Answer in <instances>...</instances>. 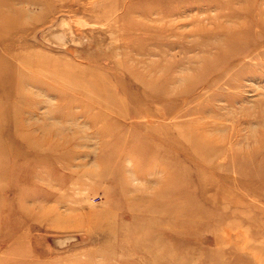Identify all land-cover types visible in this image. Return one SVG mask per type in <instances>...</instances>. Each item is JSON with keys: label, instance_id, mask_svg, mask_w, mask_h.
<instances>
[{"label": "rangeland", "instance_id": "374dc122", "mask_svg": "<svg viewBox=\"0 0 264 264\" xmlns=\"http://www.w3.org/2000/svg\"><path fill=\"white\" fill-rule=\"evenodd\" d=\"M256 1L0 0V264H264Z\"/></svg>", "mask_w": 264, "mask_h": 264}, {"label": "bare ground", "instance_id": "6f19581e", "mask_svg": "<svg viewBox=\"0 0 264 264\" xmlns=\"http://www.w3.org/2000/svg\"><path fill=\"white\" fill-rule=\"evenodd\" d=\"M252 1H255V2H257L256 0H252ZM248 2V1H247ZM244 12H246L245 10H244ZM259 13H258V17H257V20L255 21V23H256V25L257 26H259L260 28H264V9L262 10H259L258 11ZM0 22L1 23H4V19H1L0 20ZM236 42V41H235ZM233 40L230 42V43H232V46L233 45H235V44H237V42L235 43ZM244 45H245V43H244ZM241 46L240 48H238L239 49V51L240 52H237L236 54H234L233 56H236L237 55V57H242V56H244L246 53V50L248 49V46L245 48V46ZM231 46V45H230ZM256 45L254 44V46H253V48L255 47ZM257 47V46H256ZM252 47H250V49H251ZM229 54V53H228ZM231 54V53H230ZM225 55V54H224ZM226 57H227V53H226ZM225 57V58H226ZM229 57V56H228ZM226 60V59H225ZM24 63H25V65H24V67L26 68V69H28V71L30 70V71H32V69L34 70V72H41L40 71V69L42 68V66H40L39 65V62H36V63H33V62H30L29 61V59H24ZM222 63V62H221ZM55 80H57V79H55ZM37 80L36 81H33V84L34 85H36L37 83ZM53 83V82H52ZM48 84H50L49 82H47V85ZM248 151V150H247ZM205 154V153H204ZM253 158V157H252ZM263 160V159H262ZM244 164V163H243ZM242 164V165H243ZM261 165V164H260ZM264 165V164H263ZM242 171V170H241ZM240 171V172H241ZM258 171V170H257ZM256 171V172H257ZM254 172V171H253ZM239 173V172H238ZM254 176V175H253ZM27 180H29V178L27 179Z\"/></svg>", "mask_w": 264, "mask_h": 264}]
</instances>
